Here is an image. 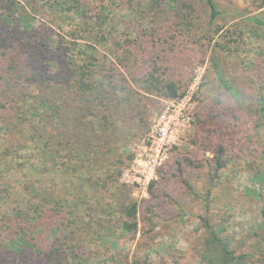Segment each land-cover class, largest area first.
I'll list each match as a JSON object with an SVG mask.
<instances>
[{
    "label": "trees",
    "instance_id": "obj_1",
    "mask_svg": "<svg viewBox=\"0 0 264 264\" xmlns=\"http://www.w3.org/2000/svg\"><path fill=\"white\" fill-rule=\"evenodd\" d=\"M202 1L209 23L214 22L223 12L215 0ZM145 3L149 10L178 22L176 28L173 25L176 33L170 38L174 43L169 49L177 54L173 50L177 35L197 30L193 22L198 13L196 0ZM51 5L61 12L73 11L82 20L81 26H86L82 33L89 34L96 44L108 41L95 40L97 33L93 23L87 22L90 8L84 0H9V4L0 0V264H92L96 259L89 256L92 249L102 257L97 251L106 248L117 231L122 235L136 232L135 202L118 199L116 208L101 204L103 193L118 186L124 162L129 159L115 147L126 135L125 122L132 125L146 114L148 99L142 94L174 98L181 91L165 75L170 62L161 66L162 77L152 71L153 66L142 72L139 60L151 51L149 46L112 39L116 46L110 58L97 54L86 41L80 42L85 37L75 31L67 39L37 32L40 42L35 43H25L21 35L14 34L18 28H32L36 18L47 17ZM257 7L264 8V0ZM106 11L102 5L98 13ZM245 21L264 29L262 19L248 17ZM239 25H235V32H239ZM221 32L219 27L213 34ZM243 39L241 31L231 42L225 39L221 44L232 53L228 44L238 48ZM23 51L26 62L17 59ZM210 62L220 87L247 108L248 96L228 78L215 53ZM262 62L258 67L261 75H256L259 88L251 96L256 104L253 116L257 131L264 128ZM255 63L253 69L257 70ZM139 72L144 74L141 79L137 78ZM255 178L263 181L264 174ZM23 193L30 196L25 209L19 201ZM206 228L208 235L199 254L201 264H264V236L237 248L223 229L208 223Z\"/></svg>",
    "mask_w": 264,
    "mask_h": 264
},
{
    "label": "rangeland",
    "instance_id": "obj_2",
    "mask_svg": "<svg viewBox=\"0 0 264 264\" xmlns=\"http://www.w3.org/2000/svg\"><path fill=\"white\" fill-rule=\"evenodd\" d=\"M3 1L9 4V0ZM261 1L215 0L223 13L209 23L205 3L196 0L198 13L193 22L197 30L177 35L173 48L177 54L169 49L178 22L149 10L145 0H84L90 8L87 22L93 23L97 33L95 40H108L106 44H96L89 34L82 33L86 26H81L82 20L73 11L61 12L53 5L52 11L48 7L47 17L36 18L32 28L14 32L25 43H35L40 42L37 32L67 39L75 31L85 37L80 42L86 41L97 54L110 58L116 46L112 39L134 41L152 51L139 60L143 73L153 66L152 71L161 76V66L170 62L165 75L181 87L174 98L142 94L148 99L146 114L132 125L125 122L126 135L115 148L129 159L124 162L118 186L103 193L101 204L116 208L118 199L135 202L137 230L124 235L117 231L108 246L97 251L102 257L94 249L90 255L88 252L96 257L92 264H201L199 254L208 235L206 223L223 229L237 248L264 236V180L255 178L264 174V128H254L256 104L251 100L259 88L256 75L262 72L258 67L264 61V29L245 21L248 17L264 20V8L257 7ZM102 5L107 11L100 15ZM237 24L244 42L238 48L228 44L233 51L229 53L221 41L236 38ZM219 27L221 34L214 35ZM215 43L220 44L214 47ZM259 52L262 54L257 56ZM11 53L16 55L13 49ZM213 53L228 78L248 96L247 108L239 106L217 83L210 62ZM17 59L26 62V52ZM254 61L257 70L253 69ZM142 72L137 73L138 79L143 77ZM164 111H169L174 123L177 117L179 120L176 131L160 141L153 118ZM124 121H120V127ZM19 201L25 209L30 196L23 193Z\"/></svg>",
    "mask_w": 264,
    "mask_h": 264
},
{
    "label": "built area",
    "instance_id": "obj_3",
    "mask_svg": "<svg viewBox=\"0 0 264 264\" xmlns=\"http://www.w3.org/2000/svg\"><path fill=\"white\" fill-rule=\"evenodd\" d=\"M178 120L179 118L177 117L176 121L178 122ZM177 122H173L169 111H164L153 118V129H157L154 132H157L160 141H164L166 138L170 137L168 136V134H171L173 133V131H176V126L178 125Z\"/></svg>",
    "mask_w": 264,
    "mask_h": 264
}]
</instances>
